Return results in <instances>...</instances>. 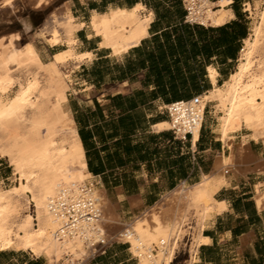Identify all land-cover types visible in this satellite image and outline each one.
I'll list each match as a JSON object with an SVG mask.
<instances>
[{
  "label": "bare ground",
  "instance_id": "1",
  "mask_svg": "<svg viewBox=\"0 0 264 264\" xmlns=\"http://www.w3.org/2000/svg\"><path fill=\"white\" fill-rule=\"evenodd\" d=\"M30 1L36 8H39L46 6L52 0ZM229 2L230 0H217L209 5L216 6V9L206 12L198 22L203 26L212 27L223 24L232 16L228 8H224ZM262 3L261 9L258 14L256 13V19L251 17L253 22L251 35L243 42L241 58L235 71L222 86L214 88L210 94L208 93L209 95L198 97L200 109L206 103H211L218 112L221 127L217 135L229 152V160L226 162L222 156L214 159L210 174L204 175L200 182L192 188L196 200L211 199L212 184H220L218 182L221 181L224 173L232 170L238 172L241 167L249 170L244 162L242 151L241 144L244 140L240 137V142L238 141L239 143L235 145L232 140L240 130L252 128L251 116L258 118L263 110L264 75L258 76L253 73L254 70L252 71L256 66L255 55L259 42L264 37V0ZM252 5L250 0H245L243 5L250 15H252ZM142 10L143 7L140 4L115 9L108 7L105 12L93 10L89 14L87 30L93 37L99 39L100 48L110 51L111 57L122 56L129 49L137 47L139 41L147 36V26L151 16L140 20L139 12ZM65 18L67 40L77 45L74 29L71 26L73 16L66 13ZM77 25H79L78 22ZM13 37L15 41L19 39L17 35ZM39 37H42L40 33ZM72 53L74 57L86 59L87 62L93 59L90 51L77 53L73 49ZM45 64L30 42L14 50L11 42L4 45L0 40L2 81L9 77L8 65L22 70L30 67L35 69L33 74L26 73L23 83L15 85L17 89L10 103L0 105V121H3V124H15L16 128L25 116H23L24 110L29 109L31 112L30 127L20 132L17 130L19 133L16 132L15 135L10 136L6 147L0 148V154L8 158L10 161L8 162L13 167L12 173L14 172L16 182L13 189L11 187L9 191H0V251L18 247L34 256H42L43 248L46 247L47 242L51 241L65 264H82L92 254L97 244L104 245L107 241L117 240L130 245V252L138 259L139 264H170L178 231L181 230L180 226L187 212L185 210L189 202V191L179 186L170 194L165 195L153 208L140 213L128 223H119L116 215L114 216L112 205L102 191L92 188L91 183H87L90 176L85 171L83 149L71 113L64 105L67 91L61 85L59 71L55 65ZM208 70L210 83L214 85L216 72L212 73L211 68ZM37 71H43L48 78L44 87H39ZM33 97H36L38 101H32ZM48 120L50 123H47ZM261 126H264V123ZM153 128L155 132H159L169 130L170 125L168 122H163ZM66 132L73 136L79 149L77 158L73 156L75 147L72 151L64 145L65 141L69 143V139L62 141L63 138L58 145L52 142L53 135H63ZM45 133L47 135H44ZM190 136L194 143L198 137L197 127L191 131ZM252 169H264V159L258 164H253ZM86 199L91 201L97 213V219L90 223L80 222L74 229H66L64 227L66 216L62 206ZM254 200L258 207H264V193L258 192ZM19 203H22L26 209L33 207L35 215L31 216L26 212L24 216H20ZM189 206L194 208V206ZM208 207L205 206L201 216H206L210 212L211 209Z\"/></svg>",
  "mask_w": 264,
  "mask_h": 264
},
{
  "label": "crops",
  "instance_id": "2",
  "mask_svg": "<svg viewBox=\"0 0 264 264\" xmlns=\"http://www.w3.org/2000/svg\"><path fill=\"white\" fill-rule=\"evenodd\" d=\"M232 1L228 7L232 16L228 20L217 27H202L182 24L180 0H136L131 5L143 7L141 12L146 13L143 20L151 16L146 38L135 47L140 50L129 49L123 62H117V76L110 87L99 90L98 82L90 80L88 89L94 94L87 104L75 113L71 112L73 122L74 117L80 121V125L74 122L76 132L81 130L84 138V148L82 144L81 147L85 171L90 176L87 183L102 191L119 223H128L153 208L179 186L189 191L187 212L178 231L170 264H264V207H258L254 200L258 192L264 193V169L251 170L253 164L264 159L261 141L246 137L241 144L249 170L241 167L240 172L224 173L220 184H212L211 199L196 200L193 185L210 174L214 159L222 156L226 162L229 160L228 150L218 139L216 121L210 116L207 104L194 143L191 136L181 140L173 137L169 130L155 132L153 126L167 121L162 114L166 104L161 100L160 91L145 81L146 62L145 67L138 68V62L146 59V52L155 48L154 38L161 40L167 32L172 39L178 33L179 23L190 29H206L236 20L239 0ZM107 5L129 6L113 4L110 0H87L86 10L88 13L93 10L103 12L102 8ZM88 41L83 50L93 53V61L97 52L104 50L97 48V38ZM226 52L216 50V56L204 67L205 82L195 91L188 88L184 94L205 96L222 86L231 75L228 66L234 61ZM239 52L234 56L237 59ZM208 68L212 73L216 72L214 85L210 83ZM238 141L240 135H234L233 144ZM205 206L211 210L201 216ZM136 263L139 264L138 259L130 252L128 243L110 240L98 246L83 264ZM0 264H47V259L24 251L4 250L0 251Z\"/></svg>",
  "mask_w": 264,
  "mask_h": 264
},
{
  "label": "rangeland",
  "instance_id": "3",
  "mask_svg": "<svg viewBox=\"0 0 264 264\" xmlns=\"http://www.w3.org/2000/svg\"><path fill=\"white\" fill-rule=\"evenodd\" d=\"M110 1H112L113 4H117V5H128L130 2V0H110ZM250 1L253 4L252 5V15H250L249 12H246L245 8L243 7V5L245 4V0H239L237 2L238 16L236 17V20H240L241 22L245 24L246 34L248 35L247 39L250 38L251 31L253 28L252 27L253 22L251 20V17L253 16V18L255 17L256 19L257 14L259 10L261 9V5L263 4L262 3L263 0H250ZM86 3H87V0H52L46 6L36 8L30 0H0V40L2 41L4 45H7L8 43L11 42L12 48H14V50L20 49V47L30 42L35 47L37 53L40 55L41 61L44 64L46 63L45 65H47V63L55 65V67L59 71L61 85L67 91L65 95L66 102L64 105L67 109H69L70 113L73 110H76L80 107H83L85 104H87L91 96L94 94L92 90L88 89L90 80L92 81L95 80L96 82H98L97 87L99 90L110 87L109 84L114 83L115 78L117 76V72H118L117 62H123L124 58L127 56V55H122L119 57H111L110 51L108 49L100 48L98 46L99 39L97 37H93L92 34L87 30V24L89 21L90 12L88 13L86 10ZM108 7H113L114 9L118 8V6H108L107 5L102 8V11L105 12L108 9ZM66 13L73 16L71 26L74 29L73 31L75 33V38L80 41L79 43V41L75 39V41H77L78 46L75 45L73 42H68L67 40V34H66V31H67L66 22L67 21L65 18ZM145 14L146 13H144L143 11L141 16L139 17L140 20H143L142 17ZM77 22L79 25H77ZM39 33L41 34L42 37H39ZM14 35L19 36V39L17 41H15L13 37ZM59 35L61 37H59ZM9 37L10 38L13 37V38L10 39ZM90 38H97L98 39L97 48L104 50V51L97 52L95 59L93 61L91 60L92 62L91 61L87 62L86 59H82L76 56L74 57L72 53L73 49H75L77 53L88 51V50H83V49L87 46V44H89L90 41L88 40ZM259 45H258L259 49L257 48V52H256L257 56L255 55L256 66L252 69V71L254 70L253 73L257 74L258 76H262L264 75V65H263L264 63V37L259 42ZM242 47H243V43H242ZM242 49L243 48H241L239 52L238 59H236L237 62L236 60H234L233 63H231L228 66V69L230 71H233V72L235 71L239 63V60L241 58ZM98 59L101 60V63L99 62L97 66L99 68L98 70L99 72H92V64ZM259 59H260V62H259ZM8 70H9L8 72L9 77L8 79L4 81L1 80L2 71H0L1 72L0 73V77H1L0 78V82H1L0 84V105H6L7 103H10V101L14 98L13 94L15 93L17 89V86L15 85H18V83H23L25 75L33 74L35 72V69L33 67H30L29 69H26V70L23 69L24 70L23 71L21 68L18 69L13 65H8ZM256 70L258 71L256 72ZM37 72H38L37 77L39 81V87L40 88L44 87L48 78L47 76H45V73L43 71H37ZM186 97H187V94H183L182 96H180L181 99L186 98ZM32 101H38V99L36 97H33ZM258 102H261V100H258ZM208 105H209L208 107L209 112L211 114L210 116H212L214 118V121H216L217 132H218V129L221 127L218 112L211 103H209ZM263 111H264V104H263L262 113H260V117L258 116L257 118L256 116L255 117H253V115L251 116L250 125H252L251 126L252 128H250L249 130H240L239 133L236 135L237 136L240 135L242 140H245L246 137H249L252 140L254 139V140H260V141H261V138H263L262 139L263 141L264 134L262 133H264L263 132L264 126H261L264 123V112ZM23 116L24 117L22 118V120L19 121L18 128L15 127V124H12V123L3 124V121H0V130H1L0 131V148L1 149L5 148L6 145L9 143L10 136L15 135L16 132L19 133L20 130L23 131L30 127V124H31L30 123V118H31L30 110L25 109L23 112ZM253 119L255 120L253 121ZM26 120H29V121H26ZM21 121L22 122L25 121V122L22 123ZM26 122L28 124H26ZM47 123H50V121L48 120ZM10 129L12 131L14 129L15 132L8 131ZM47 133H45L44 135H47ZM246 134L248 136H246ZM53 138L54 139H52L51 137V139L53 140L52 142H54L55 145H58L60 143V140H62L63 138L64 139L62 141L69 139L70 144L68 143V141L67 143L65 141L64 145L66 146L67 149L71 148L72 151L74 150V147H75V150L73 151V154L75 155L73 156L77 158L78 156L77 153L79 152V149L76 145V142L74 141L73 136H71L70 133L66 132V133H63V135L61 134H57L56 136L53 135ZM262 141H261L262 147L264 148V145H263L264 141L263 142ZM8 161H9L8 158L0 154V191H7V190L9 191L11 190V187L13 189L16 185L15 178H14L15 176L14 172L12 173L13 167L11 163H9L10 161L9 162ZM18 205L20 207L18 208L20 216H24L26 212L30 214L31 216L35 215L33 207L26 209V207L23 206L22 203H19ZM180 227H182V224ZM113 241L115 242L117 240H113ZM49 243H51V241L47 242L46 247L43 248L42 250L43 252L42 256L47 259V264H51V263L52 264H65L64 263L65 261H63L64 259L58 255V250L57 249L55 250V246L52 243L51 245ZM11 250L23 251L18 247L12 248ZM44 251H47L48 253ZM24 252H27V251H24ZM50 256L52 257V259Z\"/></svg>",
  "mask_w": 264,
  "mask_h": 264
},
{
  "label": "trees",
  "instance_id": "4",
  "mask_svg": "<svg viewBox=\"0 0 264 264\" xmlns=\"http://www.w3.org/2000/svg\"><path fill=\"white\" fill-rule=\"evenodd\" d=\"M135 1L130 0L128 7ZM227 28L229 31H225ZM177 31L172 39L167 32L161 40L154 38L155 48L146 52L145 60L138 62L139 69L145 67L144 61L146 62L145 81L160 91L161 100L165 104L181 99L179 93H186L188 88L195 91L205 82L204 70L209 65L210 58L216 56V50H226L232 60L237 59L234 56L242 46L240 40L244 39V42L248 37L245 24L240 20L231 21L218 28L206 29L201 27L190 29L179 23ZM139 50L132 49L134 52ZM99 62L101 63L100 59L92 64V72H99L97 67ZM188 98L190 96L187 95L182 99ZM72 112L75 113V110ZM74 122L80 125V121L75 117ZM77 134L84 148L81 130H78Z\"/></svg>",
  "mask_w": 264,
  "mask_h": 264
},
{
  "label": "built area",
  "instance_id": "5",
  "mask_svg": "<svg viewBox=\"0 0 264 264\" xmlns=\"http://www.w3.org/2000/svg\"><path fill=\"white\" fill-rule=\"evenodd\" d=\"M217 0H180V4L183 10L182 24L188 26H202L198 22L208 11H213L216 6H209L215 3ZM233 4L230 0L224 8H228ZM206 105L203 108H199L198 96H192L188 99L177 100L169 102L164 105L162 114L166 117L170 128L169 131L173 137H177L184 140L190 137V133L194 128H201L203 123ZM64 214L66 216V222L64 227L66 229H74L77 224L90 223L97 219V213L92 207V203L89 199L77 200L69 205L62 206ZM99 243L95 246H102Z\"/></svg>",
  "mask_w": 264,
  "mask_h": 264
}]
</instances>
